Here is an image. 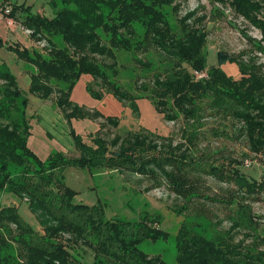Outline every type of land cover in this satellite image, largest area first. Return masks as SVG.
<instances>
[{"label":"trees","instance_id":"obj_1","mask_svg":"<svg viewBox=\"0 0 264 264\" xmlns=\"http://www.w3.org/2000/svg\"><path fill=\"white\" fill-rule=\"evenodd\" d=\"M171 1L50 0L54 11L52 17L40 13H29L26 17L28 23L36 27L33 30L35 36L42 27L48 34H61L68 45L60 47L53 44L48 56L27 47L22 48L20 44H7L0 36V47L14 51L20 59L36 68L30 71L28 91L20 86L17 76L7 65V70L0 74V79L7 80L9 84L0 97V191L8 189L17 197H26L41 226L38 229L28 223L20 213L19 206L0 203V228L14 224L12 240L19 247L17 255L5 253L3 245L7 244V240L0 232V264H85L72 255L71 247L78 245L94 252V260L90 264H100L103 258L118 264H168L160 255H150L141 248L145 240L169 239L170 233L156 226L158 217L149 213L140 214L136 219L117 215L107 217L101 204L76 202V191L62 178V170L68 166L112 167L141 173L158 167L175 186L180 168L188 171V167L178 161L173 153L162 156L141 150L136 156L128 154L107 158L106 142L101 136H94L92 144L86 142L71 123L73 118L85 119L93 115V110L72 100L73 89L83 74L93 77L87 85L92 97L103 98L102 93L92 86L94 78H101L120 101L130 103L134 113L140 112L141 99H149L155 110L167 119H174L175 116L168 111V99L171 98L173 105L185 116L194 115L198 101L209 93L214 94L218 102L229 99L257 108V117L252 113L242 115L248 119L249 129L254 134L253 144L258 149L255 150L264 151V106L257 104V100L264 95V74L253 63L240 60L225 50L217 52V64L209 65L204 34L192 29L186 37H177L171 30L167 16L161 9ZM232 4L254 21L258 20L254 15L264 13V0H232ZM23 5L14 6L10 15L15 16ZM137 22L146 26L143 42L148 40L177 60L176 71L168 76L155 77L150 96L146 97H136L109 80L106 71L90 57V53H93L115 59L114 48L131 50L133 38L137 36ZM99 30L106 34V40ZM38 35L42 37L41 33ZM143 42L137 41L136 44L142 45ZM228 63L238 64L239 79L227 74L224 66ZM194 70L206 71L208 76L197 79ZM53 80L65 84L59 88L55 104L70 125L69 134L75 150L80 154L67 156L64 152H58L43 161L34 154L28 143L33 118V114L29 115L28 112V93L44 100L50 98L55 89ZM18 98H21L20 103ZM96 112L97 116H103ZM106 119L114 123L118 121L113 116ZM146 140L145 135L134 136L137 146L145 147ZM148 147L153 149L154 146L151 144ZM166 165L177 170L171 173L166 170ZM208 172L219 178H233L251 184L236 171L227 173L216 165L211 166ZM185 179L186 176L182 178L183 184H186ZM178 186L182 187V184ZM177 245V264H237L235 257L241 255L239 245L190 233L184 227L177 233ZM248 257L264 263L263 254H248Z\"/></svg>","mask_w":264,"mask_h":264},{"label":"rangeland","instance_id":"obj_2","mask_svg":"<svg viewBox=\"0 0 264 264\" xmlns=\"http://www.w3.org/2000/svg\"><path fill=\"white\" fill-rule=\"evenodd\" d=\"M161 9L177 37H186L192 29L204 34L209 65L217 64V52L225 50L238 56L240 60L253 63L264 74V13L254 15L257 21L249 19L232 4V0H173ZM1 12L3 13L2 9ZM2 16L5 17L4 14ZM16 16L12 17L19 31L31 30L28 33L32 39L30 49L48 56L53 44L68 46L61 34H48L42 27L35 36L33 30L36 27L28 23L27 15ZM135 26L137 36L133 38L134 45L131 50L114 48L115 59L93 53H90V57L106 71L109 80L136 97H146L150 96L155 77L168 76L176 71L177 60L148 40L143 42L146 26L139 22ZM39 33L42 37H38ZM99 34L104 40L107 39L103 31ZM0 35H8L2 19ZM34 40L36 44L33 45ZM137 41H142V45L137 46ZM29 66L32 71L36 70L35 66ZM184 66L191 70L187 64ZM224 69L235 79L241 77L237 63H228ZM6 70L5 64L0 65V74ZM22 83L23 81L19 83L20 86ZM92 83L93 88L103 95L100 102L107 97L120 102L121 107L125 108H115L107 99L104 104L99 102L98 106L89 107L93 110L89 119L96 125H91L90 130L82 133L86 142L92 144L94 136H101L106 142L107 158L128 154L136 156L141 150L162 156L173 153L178 161L188 167V171L181 167L179 176H176L177 184L173 186V182L158 167L141 173L112 167L68 166L62 170V178L76 191L74 200L103 205L107 217L117 215L136 219L144 213L158 217L156 226L168 231L169 239L145 240L141 248L150 255H160L168 264H177V233L181 227L187 228L190 233L239 245L241 255L235 257L237 264H264L248 257V254L264 255V151L255 150L257 148L252 140L254 134L249 129L248 119L242 115L252 113L257 117V108L243 106L229 99L218 102L216 96L209 93L196 104V113L189 116H185L169 98L168 111L175 117L167 119L164 114L155 110L149 99H141L140 112L134 113L130 103L120 101L109 91L104 80L96 77ZM52 84L55 87L54 92L46 100L28 93V112L35 117L31 120L33 135L29 137V146L43 161L58 152H64L67 156L80 154L67 143L70 140L68 122L65 123L63 131L60 118L56 119V111L61 109H58L55 101L59 97V88L65 84L58 80H53ZM8 85L7 80L0 79V97ZM261 96L257 104L264 106V95ZM20 101L21 98H18L19 103ZM102 104L104 108L101 109ZM61 111L59 113L62 114ZM96 111L103 116H97ZM13 114L16 116V112ZM107 116L118 118L117 123L107 120ZM50 118L54 121L49 124ZM59 129L62 130V137L58 135ZM137 134L147 137L145 147L134 144V136ZM52 137H58L59 140L51 141ZM151 144L153 149L148 147ZM213 165L224 168L227 173L236 171L251 184L210 174L208 171ZM165 168L171 173L177 170L171 165H166ZM185 176L186 184H183L182 178ZM179 183L182 187L178 186ZM0 203L19 206L24 219L35 228L41 229L26 197H17L4 189L0 191ZM13 231L14 224L0 228L7 240L3 251L17 255L19 247L12 240ZM71 249L72 255L82 263L93 262L94 252L90 248L78 245ZM100 264L118 263L103 258Z\"/></svg>","mask_w":264,"mask_h":264},{"label":"crops","instance_id":"obj_3","mask_svg":"<svg viewBox=\"0 0 264 264\" xmlns=\"http://www.w3.org/2000/svg\"><path fill=\"white\" fill-rule=\"evenodd\" d=\"M16 5H23V7H20L19 10L16 12V14H18V15L19 14L28 15L29 13H32V14L40 13L41 15L52 17L54 15V13H53L54 11L51 7L50 0H0V17H1L0 19L3 20V22L6 25V29L8 30V35L5 36L6 38L2 35H0V36L3 38V40L7 44H20V46L22 48L23 47L30 48L32 45L31 44L32 39H31L30 35L28 34L27 29L19 31L18 26H16L17 24H15L14 22L12 24L9 23L6 19V17L2 16V14H3L1 12L2 8H11V10H12V8ZM27 8H30V9H27ZM2 11H3V9H2ZM16 14H15V16H16ZM34 44H36V40H34L33 45ZM3 64L7 65L12 70V72L17 76L19 83H21V81H23L21 86L23 87L24 90L28 91L29 85H30V80H31L30 71L32 69L29 65H31V64H28L25 60L20 59L14 51L7 49L5 46L0 47V65H3ZM92 80H93V77L91 75L83 74L81 76L80 80L78 81V83L76 84L75 88L73 89V92H72V100L74 102L80 104V105L87 106V108H89V107L93 108V106H95V105L98 106V103L100 102V100L96 101L95 99H93L87 90V85ZM106 99L111 102V105L114 104L115 108L121 107L120 102L113 100L111 98L105 97V100ZM104 101L103 102L101 101V102L104 104ZM103 104H102L101 109L104 108ZM121 108H125V107L122 106ZM49 109H51V108H49ZM58 109L60 110L59 107H58ZM59 112L56 111V115H58V116H56V119L60 118V124L64 127L63 131H65V126H66L65 123H67V120L64 118L63 112L61 111L62 114ZM33 118H35V117H33ZM50 119H51V121L49 122V124L53 123V121H54L53 118H50ZM71 123H72V126L76 129V131L80 134L85 133L87 130H90L89 127H91V125H93V126L96 125V123L94 121L90 120L89 118H85V119L73 118L71 120ZM31 125H32V122H31ZM59 131H60V129H59ZM61 134H62V130L59 132L58 135L60 137H62ZM32 135H33V127H32L31 136ZM44 137H45V139L48 140L46 135H44ZM68 137L70 140H68L67 143L71 147H74V149H75V145H74V142H73L71 135H68ZM30 138H29V140H30ZM58 140H59L58 137H57V139L55 137H52V139H51V141H58ZM29 144H30V141H29ZM62 148L63 147L61 146V150H63Z\"/></svg>","mask_w":264,"mask_h":264},{"label":"built area","instance_id":"obj_4","mask_svg":"<svg viewBox=\"0 0 264 264\" xmlns=\"http://www.w3.org/2000/svg\"><path fill=\"white\" fill-rule=\"evenodd\" d=\"M10 13H11V8H4L3 9V14L5 15L7 21L12 24L15 21L13 20L14 17H12L10 15ZM27 32L28 33H31V30H27ZM193 72H194V75L196 76L197 79L204 78V77H207L208 76V74H207L206 71L194 70Z\"/></svg>","mask_w":264,"mask_h":264}]
</instances>
